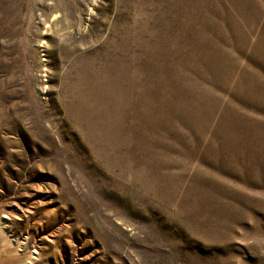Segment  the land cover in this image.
I'll return each mask as SVG.
<instances>
[{"label": "rangeland", "instance_id": "1", "mask_svg": "<svg viewBox=\"0 0 264 264\" xmlns=\"http://www.w3.org/2000/svg\"><path fill=\"white\" fill-rule=\"evenodd\" d=\"M0 264H264V0H0Z\"/></svg>", "mask_w": 264, "mask_h": 264}]
</instances>
